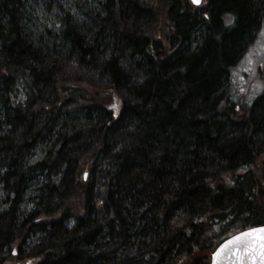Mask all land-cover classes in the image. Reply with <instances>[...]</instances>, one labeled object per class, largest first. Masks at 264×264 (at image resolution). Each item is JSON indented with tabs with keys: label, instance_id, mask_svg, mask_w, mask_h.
<instances>
[{
	"label": "trees",
	"instance_id": "1",
	"mask_svg": "<svg viewBox=\"0 0 264 264\" xmlns=\"http://www.w3.org/2000/svg\"><path fill=\"white\" fill-rule=\"evenodd\" d=\"M263 24L264 0H0V264H211L264 226V87L232 88Z\"/></svg>",
	"mask_w": 264,
	"mask_h": 264
},
{
	"label": "rangeland",
	"instance_id": "2",
	"mask_svg": "<svg viewBox=\"0 0 264 264\" xmlns=\"http://www.w3.org/2000/svg\"><path fill=\"white\" fill-rule=\"evenodd\" d=\"M31 7V18L36 27L50 25L54 20L47 10L48 7L39 6L35 3H31ZM232 82V88L238 101L250 103L256 96L260 95L264 87V24L253 45L233 72Z\"/></svg>",
	"mask_w": 264,
	"mask_h": 264
},
{
	"label": "snow or ice",
	"instance_id": "3",
	"mask_svg": "<svg viewBox=\"0 0 264 264\" xmlns=\"http://www.w3.org/2000/svg\"><path fill=\"white\" fill-rule=\"evenodd\" d=\"M192 3L199 5L201 0H192ZM256 233H260L261 235L257 236ZM225 248L228 249L229 254H235L236 261L239 264H245L250 259L254 260L257 254L260 257L259 264H264V228L249 229L233 237L217 250L214 254V260Z\"/></svg>",
	"mask_w": 264,
	"mask_h": 264
},
{
	"label": "water",
	"instance_id": "4",
	"mask_svg": "<svg viewBox=\"0 0 264 264\" xmlns=\"http://www.w3.org/2000/svg\"><path fill=\"white\" fill-rule=\"evenodd\" d=\"M190 1L192 3V0H190ZM202 1L203 0H201V3L199 5H195L193 3L192 4L195 6H200L202 4ZM259 228H264V226L254 227V228H250V229H259ZM248 230L249 229L243 230L240 233L246 232ZM240 233H238V234H240ZM238 234H235L234 236L226 239L217 247V249L213 252V254L211 256V264H239V262L236 261L235 254L234 253L229 254L227 248H225L224 251L221 252V254L219 256H216V258L214 260V254L217 252V250L220 249L222 245L226 244L229 240H231L233 237L237 236ZM256 235L259 236L261 234L256 233ZM259 259H260L259 254H257V257L254 260L250 259V260L246 261L245 264H259Z\"/></svg>",
	"mask_w": 264,
	"mask_h": 264
}]
</instances>
